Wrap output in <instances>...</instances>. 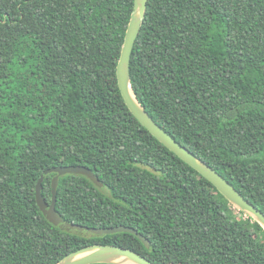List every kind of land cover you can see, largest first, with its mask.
<instances>
[{
  "label": "trees",
  "instance_id": "1",
  "mask_svg": "<svg viewBox=\"0 0 264 264\" xmlns=\"http://www.w3.org/2000/svg\"><path fill=\"white\" fill-rule=\"evenodd\" d=\"M133 0H0V264L92 245L153 264H264V230L132 115L116 65ZM137 101L264 214V0H148L130 57ZM54 226L35 200L45 170ZM42 197L50 204L51 181ZM244 218H241L239 216Z\"/></svg>",
  "mask_w": 264,
  "mask_h": 264
},
{
  "label": "water",
  "instance_id": "2",
  "mask_svg": "<svg viewBox=\"0 0 264 264\" xmlns=\"http://www.w3.org/2000/svg\"><path fill=\"white\" fill-rule=\"evenodd\" d=\"M148 0H133V9L127 24L123 44L116 65V78L120 94L129 111L137 121L163 146L176 155L184 163L195 170L199 175L210 182L217 191L238 211L251 217L264 230V214L245 199L229 182H227L214 169L194 156L188 149L177 143L165 132L145 111L137 101L130 85V57L135 40L142 26ZM55 173L51 181V203L48 204L42 197V182L44 176ZM66 174L81 175L91 181L96 187L102 188L103 184L95 174L84 166H65L45 170L38 179L35 189V200L43 216L54 226L64 225L66 229L87 232L96 236L110 235L114 233H130L149 248L150 244L135 229L118 226L112 228H87L76 224L64 222L55 210L56 189L58 179ZM56 264H153L143 256L124 248L113 245H92L78 249L59 260Z\"/></svg>",
  "mask_w": 264,
  "mask_h": 264
},
{
  "label": "rangeland",
  "instance_id": "3",
  "mask_svg": "<svg viewBox=\"0 0 264 264\" xmlns=\"http://www.w3.org/2000/svg\"><path fill=\"white\" fill-rule=\"evenodd\" d=\"M238 216H239V215H238ZM239 217L244 218L245 216L243 217V215H242V216H239Z\"/></svg>",
  "mask_w": 264,
  "mask_h": 264
}]
</instances>
